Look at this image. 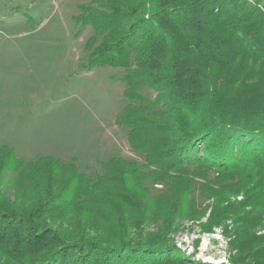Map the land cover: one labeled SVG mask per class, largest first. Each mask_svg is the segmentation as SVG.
Masks as SVG:
<instances>
[{
	"label": "trees",
	"instance_id": "trees-1",
	"mask_svg": "<svg viewBox=\"0 0 264 264\" xmlns=\"http://www.w3.org/2000/svg\"><path fill=\"white\" fill-rule=\"evenodd\" d=\"M260 2L80 5L77 23L94 27L87 41L90 63L126 68L129 103L117 120L129 127L133 148L145 149L156 167L143 171L114 156L92 179L74 161L47 155L24 163L12 147L1 146L0 264H214L190 256L171 238L178 218L200 219L209 206L203 229L227 219L238 223L231 264H264L248 259L242 236L264 216ZM144 87L155 97H147ZM191 164L197 167L190 170ZM7 169L15 172L13 197L3 190ZM147 177L165 181L168 191L149 198ZM197 183L213 199L202 209L190 197ZM240 193L241 199L232 198ZM151 217L158 226L147 230Z\"/></svg>",
	"mask_w": 264,
	"mask_h": 264
},
{
	"label": "rangeland",
	"instance_id": "rangeland-1",
	"mask_svg": "<svg viewBox=\"0 0 264 264\" xmlns=\"http://www.w3.org/2000/svg\"><path fill=\"white\" fill-rule=\"evenodd\" d=\"M90 1L0 0V147H12L24 163L47 155L74 161L92 179L103 173V163L114 156L135 161L139 169L149 171L156 166L148 163L146 150L133 148L129 127L117 120L129 103L123 79L126 68L90 63L87 41L94 27L80 25L75 18L80 5ZM259 5L264 11V0ZM142 91L155 97L152 88ZM195 167L189 165L190 170ZM214 174L211 169L209 176ZM14 176L11 169L3 175V190L9 197L14 196ZM143 184L149 198L168 191L165 181L153 177L145 178ZM190 197L201 209L213 203L199 183ZM242 197L240 193L232 198ZM210 209L200 219L187 214L178 218L171 238L195 259L231 264L237 249L230 240L238 223L227 219L212 231L205 230L202 223ZM145 226L154 230L158 220L151 217ZM263 235L264 216L242 235L243 244L248 242V259L264 263V240L259 237Z\"/></svg>",
	"mask_w": 264,
	"mask_h": 264
}]
</instances>
